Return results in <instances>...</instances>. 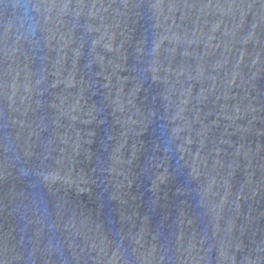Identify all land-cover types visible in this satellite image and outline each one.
I'll return each mask as SVG.
<instances>
[{
  "label": "water",
  "instance_id": "95a60500",
  "mask_svg": "<svg viewBox=\"0 0 264 264\" xmlns=\"http://www.w3.org/2000/svg\"><path fill=\"white\" fill-rule=\"evenodd\" d=\"M0 264H264V0H0Z\"/></svg>",
  "mask_w": 264,
  "mask_h": 264
}]
</instances>
